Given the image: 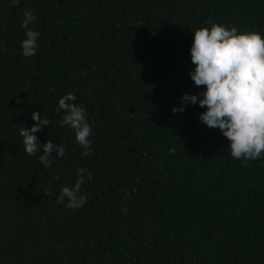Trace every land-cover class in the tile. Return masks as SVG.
Segmentation results:
<instances>
[{"label": "trees", "instance_id": "obj_1", "mask_svg": "<svg viewBox=\"0 0 264 264\" xmlns=\"http://www.w3.org/2000/svg\"><path fill=\"white\" fill-rule=\"evenodd\" d=\"M209 21L264 35V0H0V264H264V158L233 160L198 104L172 113L203 90L190 47ZM68 92L86 108L91 155L60 127ZM33 111L51 121L41 144L67 148L48 169L19 136ZM77 168L93 176L73 211L57 196Z\"/></svg>", "mask_w": 264, "mask_h": 264}, {"label": "clouds", "instance_id": "obj_2", "mask_svg": "<svg viewBox=\"0 0 264 264\" xmlns=\"http://www.w3.org/2000/svg\"><path fill=\"white\" fill-rule=\"evenodd\" d=\"M20 0H10V6L19 7ZM34 12L25 8L22 13L21 27L25 38L21 41V54L32 57L39 47V31L30 25L36 21ZM209 26H201L193 31L190 47L191 62L195 65L189 75L197 88L195 93H183L179 107H173L172 113L183 112L189 103L198 104L206 110L200 113L199 120L209 128H218L229 141L227 149L233 160L248 162L264 158V35L259 31H240L233 25L209 21ZM5 26L0 25V31ZM76 96L68 92L58 99L57 113L62 112L60 127L68 126L74 132L75 142L82 149V154H93L91 147L93 129L88 122L86 108L76 104ZM30 127H22L23 150L29 156H38L43 168L52 164L53 153L57 159L64 157L67 148L64 144H54L47 139L41 144L36 133L43 126H50L51 121L42 118L41 113L33 111ZM41 149L43 152L41 153ZM170 154L175 148L169 149ZM92 179V172L77 168V178L72 186L65 184L57 196V203L73 211L82 208L88 197L81 194L82 185ZM55 180L61 177L56 175ZM45 195L51 196L50 189ZM122 211L127 214V208Z\"/></svg>", "mask_w": 264, "mask_h": 264}]
</instances>
